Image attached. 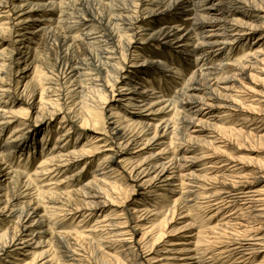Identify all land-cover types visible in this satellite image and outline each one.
Returning a JSON list of instances; mask_svg holds the SVG:
<instances>
[{
  "label": "bare ground",
  "instance_id": "6f19581e",
  "mask_svg": "<svg viewBox=\"0 0 264 264\" xmlns=\"http://www.w3.org/2000/svg\"><path fill=\"white\" fill-rule=\"evenodd\" d=\"M263 4L0 0V14L8 17L7 25L0 26V44L7 42L0 50V264H84L81 243L118 244L116 253L101 250L106 264H226L223 256H240L234 264H264V185L257 186L264 180V163L255 149L246 147L264 145V125L254 133L240 122L226 124L233 118L264 122V109L249 105L264 103ZM41 38L56 54V74H44L37 102L40 83L22 86L39 58L34 40ZM139 44L164 45L170 58L139 61V54L129 62L131 49ZM241 44L248 48L233 59L230 52ZM174 59L186 63L185 76ZM93 72L100 77L93 79ZM169 73L182 80L173 96L159 94L150 83ZM248 83L255 87L250 90ZM64 84L71 87L66 93L58 88ZM237 90L245 93V101L237 99ZM107 92L116 103L106 120L109 152L83 184L81 170L69 171L83 160L85 166L93 161L98 147H79L72 134L78 141L86 136L76 129L79 123L80 130L97 124L93 112L105 107L94 97H107ZM68 97L73 108L65 101ZM21 103L26 112L40 103L36 124L16 110ZM58 118L64 131L51 146ZM132 147L134 152H127ZM229 150L247 154L237 157ZM17 157L28 160L21 165ZM30 158L39 160L35 170L28 165ZM246 168L252 169L246 174ZM121 171L128 181L139 183L147 204L135 203L125 218L108 214L85 227V220L102 211L109 198L121 200L120 179L111 178ZM203 208L212 213L207 222ZM81 213L80 223L68 226ZM213 218L217 223L206 225ZM165 224L174 225L173 233L197 229L193 246L174 248L165 241L158 250L167 234ZM139 231L138 247L134 242L127 247ZM8 258L13 262H5Z\"/></svg>",
  "mask_w": 264,
  "mask_h": 264
},
{
  "label": "rangeland",
  "instance_id": "374dc122",
  "mask_svg": "<svg viewBox=\"0 0 264 264\" xmlns=\"http://www.w3.org/2000/svg\"><path fill=\"white\" fill-rule=\"evenodd\" d=\"M263 8H264V4H263ZM5 17H7V14H3V13L0 14V26H6L7 25L8 17L7 18H5ZM44 42H45V40L42 39V38L39 39V40H34V44L33 45L35 46V49H36V51H37V53L39 55V58H38V61L36 62V65L33 64L26 71L27 72V76L24 78L23 86H22V87H25L29 82L31 83V86H34V85H37V84L39 85V83H40L39 92H38L39 95L37 96V102L41 101L42 96H43L42 88L44 89V87H45V86L42 85V83L40 81H41V79H42V77L44 76L45 73L54 72V63H55V59H56V54L53 51L51 45H49V43H47V42H45V43ZM6 44H7V42L2 41V43L0 44V50L3 49ZM165 48H166V46H164V45H149L148 46V45H142V44L140 45L139 44L135 48L131 49L130 56H129V60H130L129 62H132V59L134 60L137 57H139V54H141V56H142L141 60L139 59V61H143V60H145V58L166 61L168 58H170L169 57L170 52L168 53ZM245 48H248V47L247 46L243 47V45L239 46L237 49L235 48V50L231 51L230 55L233 57V59L241 58L242 54L244 53ZM224 54L226 55L227 52L225 51ZM79 57H81V55H79ZM173 63L175 65L174 66L175 68L177 67V68H179L181 70L183 76H185L187 74V72H186L187 69L185 68L186 63L179 62L176 59H174ZM128 66L130 67L129 64H128ZM172 75H173V73H169V74H165V75L161 74L159 76H155L154 80L153 81L151 80L150 83L153 84V86L157 89V92L159 94L161 92H163L164 95L173 96L174 91H176L178 86L181 84L182 80L179 77L172 76ZM93 76H94L93 79H96V78L100 77L99 75H97L96 72H93ZM55 77L56 76H52L54 81L50 80L51 82H53L51 84V86L52 85L54 86V84L56 83L55 82V80H56ZM260 77H261V80L263 79L262 82L264 84V76H260ZM65 85L66 84L59 85L58 88H59V90L64 91L66 93V91H68L69 88H71V87L68 86V85H66V86ZM248 85H250L249 86L250 90H251L252 87H255L254 85H252L250 83H248ZM64 86H65V88H64ZM256 89H258V88H256ZM71 90H73V88ZM237 91L235 92L237 94L236 96H238L237 99H239L241 101H245L246 100L245 99L246 98L245 93L244 92H240V91L237 92ZM24 98H25V100L28 101L29 94H26V96ZM94 100H95L94 101L95 103L99 102L100 104H102L101 106L105 107V111L104 112H93V116H94V119L96 120L97 124L95 126H92L88 130H80L81 124L79 123V126L76 129L79 130V131H82L83 134H86L85 137L82 136V138L81 139L79 138V140L77 141L78 137H76V135L72 134V138H71V140L73 142L76 141V143L79 145V147L84 146V144H89V147H87V148H91V147L93 148L95 146L98 147L97 150H94V152L96 151L98 153H95L93 161H90L89 164H87L85 166V162L86 161L83 160V161L79 162V164L76 167L72 168L69 171V174H72V173H74L77 170H81L82 171L81 174L83 176V179H82V183L83 184H85L88 180H90L92 178V175L94 174V171L97 169L98 162L100 161V159L106 153L109 152L108 151L109 150L108 146H109L110 143L107 142V140H106L107 136L109 135V133H108L109 129L107 127L106 120L113 113V109L116 108V106H115L116 103L115 102L113 103V101H111V94L110 93L108 94V92H107V97L105 95H103V94L102 95L99 94L97 97H94ZM4 101H9V98L4 97ZM65 101L70 107H72V108L74 107L73 103H72L73 99H70L68 97V98H65ZM249 102H250L249 105H251V106L252 105L256 106V107L260 106L262 109H264V103H262L261 105H258V103H256L255 101H249ZM26 109H28V108H27V106L24 103H21V104H19L16 107L17 111H22V112L24 111L25 112L24 117L27 118L28 121L32 125L36 124V122H37V120H38V118L40 117V114H41V105H40V103L38 104L37 110L26 112ZM122 115L125 116L126 112H122ZM170 117H171V115H170ZM249 120H250L249 122L244 123V121H239L236 118H233V119L228 120L226 122V124H227V126L232 127V126H234V125H236L237 123L240 122L239 124L242 123L241 126H244L246 131H248L250 129L249 131H253L254 133H256V128H262L263 125H264V122H261L262 120L260 118H258L257 120H254V121H253V119H249ZM59 121H60V118H58L55 123L53 122L54 129H53L52 141L49 142L51 146H55V143L57 142L58 134H60V132L64 131V130L61 131V129H60ZM12 130L13 129L11 128V129H9L7 131L6 138L11 134ZM262 134L264 135V133H262ZM92 138H97V139L96 140L94 139L93 141H91ZM40 139H41V137H40ZM169 142H170V137H168L167 140H166V143H169ZM241 143L242 142H240L239 144H241ZM247 145H248V146H246L247 148L250 147L253 150L255 149V152H256L255 155H257L258 160H260L261 162L264 163V145L263 146H261V145L258 146V143H249ZM128 151L134 152L133 147L130 148L129 150H127V152ZM238 152L233 151V150H229L228 151L229 154L235 155L237 157H240V155L243 156L244 154L245 155L247 154L246 151H240L239 153ZM26 158L27 157H25V160L24 159L20 160V158H18V157L14 158V159H15L16 162L19 161V163H21V165H24V163H26L27 160H28V158L27 159ZM29 161H31V163H29L28 165L31 166L33 168V170H35L36 166L38 165L39 160H35L34 158H30ZM208 163H209L208 161H204L201 164L202 165L203 164H207L208 165ZM84 166H85V168H84ZM82 168H83V170H82ZM251 169L252 168H246V169H244L245 171L243 173L247 174V173H249V171H251ZM111 178L112 179L113 178L114 179H120L118 184H119L120 188L122 189L121 200L120 199L119 200L118 199L115 200L113 198H109L110 203H107L108 205L106 204L102 211L95 212V214L91 215L89 218H87V220H85V222L83 223V225L85 227L89 228L94 223H96V220L99 217H104L105 215H108V214H110V215H112L114 213H117L119 215L122 214L123 218H125V217H127V215H126L127 212L126 211H130V208L134 207L135 203L141 202L143 200L144 191L138 189L137 186L139 185V183L138 184L137 183H131L130 181H128L129 178H128V174L127 173H124V172L121 171L119 175L115 174ZM61 179H62V177L59 178V180H61ZM41 185H43V184H41ZM263 185H264V180L262 182H260V184L257 185V186L261 187ZM7 192H8V190L4 191L5 194H7ZM132 193H134V194H132ZM169 197H172V194H169ZM125 201H127V202H125ZM149 201H150L151 205H154V204H152V200H149ZM144 206H146V205H144ZM126 208H129V209L124 210L122 212V210L126 209ZM141 208H145V207H141ZM151 209H153V208H151ZM200 213L204 216V219H205L204 221L205 222H207L208 219L212 215L210 210L204 209V208L202 210H200ZM82 215H83V213L79 214V216H77L74 220L72 219V220L68 221V226H77V224H79L81 219H82ZM141 215H143L142 219H144L145 218L144 217L145 214L142 213ZM112 217H113L112 219H115V216H112ZM2 218H3V216L0 217V219H2ZM120 221L124 222L125 219H122ZM132 221L133 220H131V222ZM216 223H217V219L213 218L210 222L206 223V225L214 226ZM141 224L143 225L144 222H141ZM172 226H174V225L173 224L172 225L171 224L163 225V230L164 231L166 230L167 234L165 235L164 239L161 241L159 247L157 248L158 250L159 249H163L166 246V245H164L165 241H166V243L168 242V244L173 245L172 247H174V248H183L185 246H193V245H190V244H194L195 243V240L193 241L192 239L194 238L193 236L196 235L197 229H193V230L189 231L191 233H186V232H183V231L178 232V233L177 232L173 233L172 230L174 228ZM178 227H180V226H178ZM1 229H5V226H1ZM127 237L129 238L130 236H127ZM141 237H142V231H139L137 233V235H135L134 239L130 240V243H128L129 246H127V247H131L132 242H134L133 246H137V242L141 239ZM105 245L106 244L100 245V244H97V243H95V244H87V243L83 244V243H81V249L83 248L82 250L84 251V258H85L84 264H106V263H104V261L102 259L103 252H101V250L104 249L105 247H106V250L109 251L112 254L120 251V249H119L120 246L118 244L113 246L114 248H110V246H111L110 244H107L106 246ZM167 246H169V245H167ZM79 248L77 250H80ZM115 248H117V249H115ZM102 251H104V250H102ZM161 254L166 256V255H169L170 253H164L163 252ZM11 257H13V256H11ZM239 257L240 256H233L231 259H224V256H223V260H224V262L226 264H234V261L237 260ZM10 260L12 261L11 258H8V259L5 260V262H8ZM255 261H259V259L255 260ZM113 264H115V263H113Z\"/></svg>",
  "mask_w": 264,
  "mask_h": 264
}]
</instances>
